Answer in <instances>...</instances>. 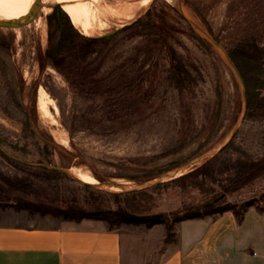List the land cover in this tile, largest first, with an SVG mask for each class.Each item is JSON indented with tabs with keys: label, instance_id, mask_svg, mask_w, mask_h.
Segmentation results:
<instances>
[{
	"label": "rangeland",
	"instance_id": "374dc122",
	"mask_svg": "<svg viewBox=\"0 0 264 264\" xmlns=\"http://www.w3.org/2000/svg\"><path fill=\"white\" fill-rule=\"evenodd\" d=\"M57 8L72 24L58 0H0V185L2 177H23L32 184L28 192H14L2 201L0 221L33 225L41 220L38 214L6 206L14 205L15 198L87 213L120 207L130 220L169 215L223 197L264 211V175L233 193L225 191L229 177L225 170L213 180H203L200 190L187 181L142 188L167 173H175L176 179L216 156L217 170L238 160L264 158V114L245 117L243 85L224 56L243 39L264 50V0H181L182 12L178 0H145L130 20L106 31L73 21L87 34L103 31L95 37L121 31L96 47L98 54L87 67L67 62L61 71L45 59L49 46L59 40L57 17L48 20ZM145 17L152 26L126 29ZM185 18L203 28L219 48ZM161 45L166 47L158 50ZM169 50L184 61L193 77L197 71L190 95H181L166 81ZM139 76L143 80L133 92L146 97L134 112L123 111L128 106L118 101L119 95L127 93ZM40 88L55 103L47 104L48 119L36 105ZM62 139H68L67 147ZM228 143L231 146L224 153L206 157ZM21 162L50 165L70 174L88 172L99 184L121 185L143 194L133 199L115 197L123 194L121 189L84 185L67 175L46 180ZM135 177L141 181H134ZM62 222L70 221L54 220L55 225ZM146 227L121 224L115 230L135 234ZM158 252L154 251L153 261Z\"/></svg>",
	"mask_w": 264,
	"mask_h": 264
},
{
	"label": "crops",
	"instance_id": "0c3cea01",
	"mask_svg": "<svg viewBox=\"0 0 264 264\" xmlns=\"http://www.w3.org/2000/svg\"><path fill=\"white\" fill-rule=\"evenodd\" d=\"M40 217L33 225L0 221V264H264V211L254 206L240 222L231 212L181 221L173 242L161 224L134 234L101 221L55 225L56 218Z\"/></svg>",
	"mask_w": 264,
	"mask_h": 264
},
{
	"label": "trees",
	"instance_id": "16d2710c",
	"mask_svg": "<svg viewBox=\"0 0 264 264\" xmlns=\"http://www.w3.org/2000/svg\"><path fill=\"white\" fill-rule=\"evenodd\" d=\"M53 17H57L59 21L60 35L57 44L55 46H49L47 49L45 59L57 71H61L62 67L67 62L87 67V65H89L93 58L98 54L96 47L100 44H107L121 31L119 30L110 36L94 38L84 37L76 31L74 26L71 24L69 17L59 8L49 15L48 20L51 21ZM150 26H152V23H149V20L145 17L135 21L126 29H147ZM160 39L162 40V37H160ZM164 47L166 46L161 45L158 50H162ZM169 54L171 64L169 70L167 71L166 81L169 85L174 86V88L177 89L181 95H183L184 92L190 95L191 85L198 80L196 76L197 71L195 77H193L182 59L174 55L171 50H169ZM227 54L235 65L243 81L246 99L245 117H256L257 114H264V50L255 41L243 39L237 42V44L234 45L227 52ZM142 80L141 76H139L136 84L132 85L131 89H129L127 93L122 96L119 95L120 99H118V101L120 102L121 100L128 106L124 107L123 111L128 110L130 113L134 112L138 103L145 99L146 94H142L143 92L137 93L136 96L133 92L134 88L141 84ZM130 101H132V103H130ZM230 146L231 144L228 143L219 152V154L222 152L224 153L228 150V148H230ZM218 158L219 156H216L195 170L170 181V183L187 181L189 182L190 187L193 186L200 190L203 186V180H213V176L222 174L223 170H225L224 173L229 172L228 187L225 191L226 193H233L264 175V158L258 161L238 160L231 165H226V169L217 170L215 163ZM9 161L12 162L10 159ZM28 170L46 180L62 177V175H64L60 172L40 167H34V169ZM1 180L3 185H0V207L3 203L2 201H8L11 198L12 193L28 192L32 186L27 178L23 177H2ZM133 180L141 181L138 177H135ZM141 194H143V192L133 191L123 194L120 193L119 195H115V197L123 196L126 199H133ZM6 206L14 208L16 211H26L31 215L38 214L42 217L50 216L52 218H63L65 221L70 222H81L82 220L101 221L107 223L108 230L111 231L115 230V228L121 224H142L147 227L161 224L164 225L166 229L165 241L173 242L175 236L173 233L174 225L181 221L201 220L207 217L220 216L226 212H231L240 222L244 211L252 205L249 203H230L225 200V197H223L215 199L214 201L203 203L198 207L184 208L169 215H159L157 220L147 222H137L125 219L122 215V209L120 207L114 211L99 210L87 213L73 209H58L40 204L37 205L19 198H15L14 205Z\"/></svg>",
	"mask_w": 264,
	"mask_h": 264
},
{
	"label": "bare ground",
	"instance_id": "6f19581e",
	"mask_svg": "<svg viewBox=\"0 0 264 264\" xmlns=\"http://www.w3.org/2000/svg\"><path fill=\"white\" fill-rule=\"evenodd\" d=\"M58 1L60 2L61 5L65 7L67 12L71 16V19L74 22L82 23L84 26L89 27V28H98V29H103V31H106L111 27L117 26L122 21L130 20V18L137 11L138 6H140L145 0H114L112 2H107L104 0H58ZM73 21H72V25L84 35L95 37V36H98L99 33L103 32V31H100L94 35L87 34L86 32H83L82 30H80L78 26H76V24L73 23ZM47 93L48 92H45L42 88H40L38 90V97L36 101L38 111L43 116H46V117L50 114L49 113L50 110H48V106H47L48 102L53 104V100L48 97ZM54 109H56V107H54ZM55 125H56V122H55ZM67 140L62 139L61 144L63 146L66 145ZM70 172H72V174L77 179H79L85 184L100 185L97 182V180L92 175H90L88 172L79 171V170L78 171L72 170ZM102 187H108L112 191L113 190L119 191L120 189L118 187H111V186H102Z\"/></svg>",
	"mask_w": 264,
	"mask_h": 264
},
{
	"label": "water",
	"instance_id": "95a60500",
	"mask_svg": "<svg viewBox=\"0 0 264 264\" xmlns=\"http://www.w3.org/2000/svg\"><path fill=\"white\" fill-rule=\"evenodd\" d=\"M178 5H179V10L180 12H182L181 10V0H178ZM38 10V8H34L33 11H32V16H34L35 12ZM187 23H189L195 30H197L208 42H210L212 45H214L215 47L219 48V45L215 42V40L203 29L201 28L200 26H198L196 23H194L193 21L185 18ZM0 26H3V23L1 21L0 23ZM117 32V31H116ZM114 33H111V34H108V35H103V36H110ZM102 37V36H100ZM225 56V59L226 61L228 62L229 66L232 68V70L235 72L236 76L238 77L240 83L243 85V81L240 77V74L239 72L237 71L235 65L233 64V62L231 61V59L229 58L228 55H224ZM243 99H244V106H245V110L244 112L246 111V99H245V89H244V85H243ZM226 145H223L222 147H220L216 152H213V153H210L208 154L206 157H213L214 155L218 154ZM25 165H28V166H32V167H40V168H46V169H49V170H53V171H57V172H60L64 175H67L68 177H71L72 179L76 180L78 183H82L84 185H89V186H95V185H90V184H85L83 183L82 181H80L79 179H77L76 177H74V175L70 174L69 171L65 170V169H61V168H57V167H53V166H50V165H44V164H29V163H25V162H21ZM174 175L175 173H167L164 178L160 181H155L154 183L152 184H145L142 186L143 189L145 188H148L150 187L151 185H157V184H161V183H165V182H168V181H171V180H174ZM99 187L100 186H111V187H118L121 189V192H133V191H137L135 189H126L124 186H121V185H115V184H111V183H102L100 185H98ZM158 219V216H152V217H143V218H133L134 221H137V222H141V221H155Z\"/></svg>",
	"mask_w": 264,
	"mask_h": 264
}]
</instances>
